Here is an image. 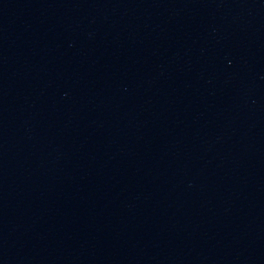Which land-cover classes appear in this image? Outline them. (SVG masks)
<instances>
[{
  "label": "water",
  "instance_id": "1",
  "mask_svg": "<svg viewBox=\"0 0 264 264\" xmlns=\"http://www.w3.org/2000/svg\"><path fill=\"white\" fill-rule=\"evenodd\" d=\"M0 264H264V0H0Z\"/></svg>",
  "mask_w": 264,
  "mask_h": 264
}]
</instances>
